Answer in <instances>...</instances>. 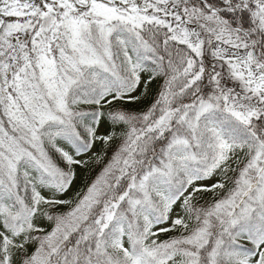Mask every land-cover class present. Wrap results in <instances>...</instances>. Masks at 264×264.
<instances>
[{
	"label": "snow or ice",
	"instance_id": "snow-or-ice-1",
	"mask_svg": "<svg viewBox=\"0 0 264 264\" xmlns=\"http://www.w3.org/2000/svg\"><path fill=\"white\" fill-rule=\"evenodd\" d=\"M0 264H264V0H0Z\"/></svg>",
	"mask_w": 264,
	"mask_h": 264
},
{
	"label": "trees",
	"instance_id": "trees-1",
	"mask_svg": "<svg viewBox=\"0 0 264 264\" xmlns=\"http://www.w3.org/2000/svg\"><path fill=\"white\" fill-rule=\"evenodd\" d=\"M133 107H135V106H133ZM96 171L98 172L99 169L97 168ZM82 186H83V174L81 175V179L76 182V185L73 189V192L79 191Z\"/></svg>",
	"mask_w": 264,
	"mask_h": 264
}]
</instances>
